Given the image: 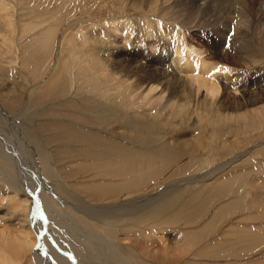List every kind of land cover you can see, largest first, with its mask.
Segmentation results:
<instances>
[{
	"label": "rangeland",
	"instance_id": "374dc122",
	"mask_svg": "<svg viewBox=\"0 0 264 264\" xmlns=\"http://www.w3.org/2000/svg\"><path fill=\"white\" fill-rule=\"evenodd\" d=\"M128 1L0 0V96L9 91L13 97L14 88L25 85L18 86L20 93L13 100L16 109L0 107V148L5 150L0 149V159L7 156L10 161L27 165L30 186L33 191L37 189L34 203V194L13 192L0 176V264H81L86 255L94 253L79 248L86 243V233L73 220L94 233L103 231L112 241H126L132 264L152 263L144 262L130 242L141 241V237L146 243L156 242L161 235L162 246L188 247L177 264L188 258L190 264L209 260H216L213 264H264V100L246 102L264 97V57L240 47L242 56L256 53L257 61L240 60L235 65L237 72L214 75L215 87L203 81V86H198L201 83H197L196 74L186 72L176 56V33L183 36L186 31L191 36L192 24H206L198 39L193 35L195 38L185 40L181 52L183 58L203 60L210 42L221 46L214 31H221V0H186L184 4L179 0H154L152 6L139 7ZM197 1L204 2L198 11L194 8ZM150 18L176 30L168 40L169 47L158 38L150 44L140 35L127 36L124 32L123 24L129 22L134 33L138 20L148 24ZM199 18L208 22H193ZM93 55L96 61H92ZM143 73L166 76L157 86L156 82L144 85L135 77ZM44 84L45 96L24 104L28 95L24 91L30 88L36 93ZM175 84L172 95L161 92L164 86L172 88ZM184 84L190 96L184 89L185 94L182 92ZM3 88L5 92H1ZM66 98L74 99L73 106L71 102L57 105L58 100L62 103ZM85 99L114 117L115 125L125 123L128 133L127 138L111 144L116 149L111 148L112 153L103 161L86 151L90 149L86 137L61 127L43 131L31 124L36 118L66 120L62 112H71L76 101ZM41 102L44 108L59 114H42L37 109ZM237 103L239 106L232 109ZM7 112H22V120L27 122H19ZM235 124L239 129L230 131ZM45 135H57L56 140L48 142ZM28 138L36 142L35 147H45L32 149ZM32 151L41 167L40 178L29 158ZM113 154L124 158H112ZM218 165L222 170L214 176H195ZM129 167L133 170L128 171ZM68 170L74 174L68 175ZM172 171L174 177L165 179ZM122 188L136 193V203L141 202L138 197H148L142 200L141 211L137 210L140 212L132 207V214L122 216L124 226L98 223L72 200L75 194H92L104 202ZM24 220L31 221L32 232L17 228Z\"/></svg>",
	"mask_w": 264,
	"mask_h": 264
},
{
	"label": "bare ground",
	"instance_id": "6f19581e",
	"mask_svg": "<svg viewBox=\"0 0 264 264\" xmlns=\"http://www.w3.org/2000/svg\"><path fill=\"white\" fill-rule=\"evenodd\" d=\"M174 1H178V0H174ZM179 1L182 4L186 3V0H179ZM128 2H130V4H132V6H134V7H139V6H142V5H144V6H147V5L152 6V4H154L156 1L154 2V0H129ZM197 2L199 4L197 6H195L194 8L198 11L200 9V7H201V4H203L204 2H199V1H197ZM177 11H178V8H177ZM144 17H145V14H144ZM199 17H200V15H199ZM143 19L146 20L147 18L146 19L143 18ZM150 19H151V21L148 22V24L144 23L143 22L144 20L141 21L142 23H140V21L138 20L137 21V24H139L138 27H137V24L134 22L135 23V26L137 27V30H136L137 32L134 31V33H133V31H131V29L133 27L130 28V23L129 22L128 23H125L127 21L123 22V23H125V24H123L124 32H128V35L127 36H132V35L133 36H139L140 35V36H142V39L145 40V43H150V44H153V39L154 38L155 39L158 38V40H161V41H163L165 43L166 47H169L170 44H169L168 40L170 38H172L171 37L172 36V33H173V31L175 33L176 30H174V28H171L170 25L166 26L167 28L164 27L162 24L159 23L160 21H157L154 18H150ZM198 20H200V18L199 19H193V22L194 23H197ZM206 21L208 22V20H200L201 23H204ZM145 22H147V21H145ZM112 23L116 24V22H112ZM121 23H122V21H121ZM181 23L184 25V20L183 19H182ZM186 23H188V22H186ZM105 24H107V23H105ZM108 24H111V23H108ZM132 24H133V22H132ZM114 26L115 25H113V27ZM133 26H134V24H133ZM177 27H181V26H177ZM205 27H207L206 24H204L203 27H199L197 25H193L192 24V26L190 27V30L192 32H190V34H193L194 36H197V39H198L201 28H205ZM105 28L104 29L102 28V29L105 30ZM186 28H188V27H186ZM168 29L170 31H167ZM212 30H214V29H212ZM214 31L218 35V40H221V46H217L215 44H212V42H210L209 47L205 49V55H204V58H206V60H208V61H205L204 58H203V60L200 61V60H197V59H195L193 57H187V56H185L183 58L181 56V52L183 50L182 48H183V45H184L185 40H187V39H190L191 40V37L193 35L189 36V33L187 34V33H185L186 32L185 31L184 34H183V36H182V35H180L177 32L176 33L177 39H176V42H175L176 45L178 43V45L176 46V49L178 50V53L176 54V56L177 57L178 56L180 57L179 60L182 63L181 66L184 67V69H186V72L187 71H192L193 74H196V81H197V83H201L203 81L205 84L209 83V86H211V87H215V83H213L214 82V79L216 77V76L214 77L215 74L217 75V73H220V72L225 73L223 71H226V72L227 71L231 72L233 70L236 71V68L237 67H235V65L240 60H242V61L243 60H247V61H251V62L257 61V58L255 57V54L256 53L255 54L254 53H248L247 56L246 55L245 56H242L240 54L241 53L240 52V49L241 48H244V49L245 48H250L253 51L258 52L257 53L258 56L264 57V0H221V31L220 32H219V30L218 31L217 30H214ZM187 32H188V30H187ZM105 36H107V35H105ZM175 44H174V46H175ZM186 52H188V50ZM188 56H189V54H188ZM92 57H93L92 58V61L93 60L96 61V57L94 58V55ZM197 57H199V56H197ZM217 69H219V71H217ZM188 73H191V72H188ZM222 73H220V75ZM227 74H229V73H227ZM137 75L138 74H136L135 77H136V81L139 84L149 85L152 82H156L157 83L156 86L159 85V83L161 82V81H159L160 78L163 79L166 76V74H163V75H160V78H158V77H155V76H152V75L144 74L143 73V74H139V76L140 75L141 76L138 78ZM189 75H191V74H189ZM205 76H206V78H205ZM210 78H211V80H213L212 82L209 81ZM228 78H230V77H228ZM215 82H216V80H215ZM40 84H42V83H40ZM223 84L224 83L222 82V85ZM19 85L21 87H25V85H22V84H19ZM19 85H17V88H14V90H13L14 91L13 97H10L9 96V94H8L9 91L8 90H7L8 92H6V94H4L3 96H0V107L1 106H5L6 108H9V109H16V103H14L13 100H14V97H16L17 95H19V93H20V90L18 89V86ZM48 85H53V84L49 83ZM201 85H202V83L201 84H198V86H201ZM45 86L46 85L44 84L42 87H40V89L36 93L35 92H31L32 89L30 91V88L29 89H26L24 91V93L25 94H28V95L26 96L24 94L25 95V102H24V104H27V102L30 103V102L34 101V99L37 100V99H41L42 97H44L45 96V94H44ZM176 86H177V84L172 85V88H171V86L170 87L164 86L161 89V92H164L165 91V92H167L168 95H172L174 92H176V90H175V87ZM207 86H208V84H207ZM204 87H206V86H204ZM181 88H182V92L184 94H185V91H186L187 96H190L191 95V91L189 90V88L185 84L184 85H181ZM4 89L5 88H3L1 90V92H5ZM183 89L185 91H183ZM31 93H32V96H31ZM222 99L220 97L219 104L221 103ZM85 100H86V102H81V101H78L77 102L76 101L77 106H75V109H73L71 112L70 111L69 112H62L63 115L65 117H67L66 120H63V121H60V120H46V121H44V120H38L39 121L38 122V121H36L37 120V118H36V120L35 119L32 120V123L31 124L32 125H36V127H39L43 131H46L47 129L48 130L49 129H53V128H56L57 129L58 127H61V130L62 129H66L69 132H72V133H75V134H79V135H82V136L86 137V140H87V142H86L87 144L86 145L90 146V149L88 148L89 150H86V151H91V152L95 153L96 155H98L97 159L100 158L103 161L104 160V157H105V159H108L106 157H108L112 153L110 151V149L111 148H114V147L111 144H113V142H115V141H118V140L120 141V140H123V138H127L128 133L126 134V132L124 131V127H125L124 124L125 123L122 124L121 126L119 124H116L115 125L114 124L115 121L113 120L114 117L109 116L108 113L104 112L103 110H101L99 108L96 109L97 104L96 105H93L87 99H85ZM246 100H247L246 102H248L249 104L250 103H253L254 104V103H258L260 101L262 102L264 100V97H259L258 100H256V98L255 99H250V100L246 99ZM48 101H49V99H48ZM73 101H74L73 98H66V101H62V103H59V100H58L57 105H63V104H65V102H71V105H72V102ZM93 102H94V100H93ZM42 104H44V103L41 102L37 106V109H39V111H42V114H55V115L56 114H59V112H55V111L51 110L49 107L44 108V106H42ZM229 105L232 106V102H230ZM22 106L26 110V106L25 105H22ZM238 106H239L238 103L237 104H233V108L232 107L231 108L234 109V108H237ZM40 109H43V110H40ZM102 109H103V107H102ZM32 111H34V110H32ZM26 112H28V111H26ZM7 113L13 119H16L19 122L22 121V123H24V124H25V122H27L26 119L22 120V118H24L23 115H25V114H22V112L21 113L18 112V114L17 113L16 114H13V112L12 113L7 112ZM69 117H71L73 119H69ZM1 124H2V122H1ZM7 124H8V122H7ZM2 126H6V125H3L2 124ZM98 127H101V130H99L100 128L98 129ZM30 128H31V131H34V127L33 126H30ZM238 129H239V126H237L236 124L233 125V126H230V131L238 130ZM2 132H3V130H2ZM37 133H38V131H37ZM28 135H30V133ZM50 135H48V136L45 135L43 138H45L48 142H50L52 140L53 141L56 140V136L57 135H54V137H52L53 135L52 136H50ZM21 137L22 138L25 137L24 136V132H22V136ZM33 138H35V135H34ZM25 140H26V138H24V140H22V141H25ZM27 140H29V142H27V143H30V146H31L32 149H37L38 148V150L40 151V149L42 147L41 146L39 148L40 144H39L38 147H35V145H36L35 143L36 142L35 143L34 142L32 143L31 138H28ZM37 142H38V140H37ZM97 143H99V144L97 145ZM192 143L197 144L198 141L197 140H192ZM79 144H80V142H79ZM43 148L41 150H43ZM0 149H2V148H0ZM84 149H85V147H84ZM115 149L116 148H114V150ZM23 150L27 154V151L24 148H23ZM3 151H5V150H3ZM4 153L5 152H2V155L3 156L4 155H7L6 153L5 154ZM35 155H36L35 154V151H32V155L29 158L31 159V161L34 164V167H35L34 170H36L38 172V176L37 177L40 178L41 177V174H42L41 167L39 166V164H37V162H36V156ZM87 155H89V154H86V156ZM138 155L139 154L137 153L134 156L137 158ZM27 156H29V155L27 154ZM5 157H7V156H5ZM5 157L4 158L1 157V158H3V160L0 159V176H1V179L5 180V182L8 184V187L13 192H16L17 194L19 193L20 190H22L26 195L27 194H30V192L32 194H34L33 195L34 203H36L35 195H36L37 189L35 188L34 191H33V187L30 186V184H31L30 182L32 180L30 181V178H29V168L27 167V165L22 164L19 161L18 162H14L13 159H11V161H10V160H8V158L6 159ZM131 157H132V155H131ZM141 157H144V156L143 155L140 156V159H141ZM112 158H117L118 160H123L124 157L119 156V155L116 156V155L113 154V157ZM141 160H143V159H141ZM229 162H231V161H229ZM31 168H32V166H31ZM92 168H93V166H92ZM131 168L132 167H129L128 168V171L133 170ZM134 168H136V167H134ZM120 170L124 171V169H120ZM221 170H222L221 169V166L218 165L213 170H206V171H204L202 173L200 172V173L196 174L195 176L210 177V176H214L215 174L221 172ZM98 172H100V171H98ZM66 173L67 174L69 173L68 175H70L71 173L74 174L73 171L70 172L69 170ZM98 175H100V174H98ZM174 175L175 174L172 171L171 174L168 175L165 179H168V178L171 179L172 177H174ZM62 181L64 182V180H62ZM102 187H104V185ZM124 189H126V188H122L121 192L117 196H115V194L109 195L108 199L106 201H104V202H100L99 201V198L98 197H94V195H92V194H90V195L89 194H78V197H75V196H77V194H75V195H73V199L72 200H74L75 201L74 203H76L74 205H77L79 208L83 209L84 210L83 212L87 216H89L91 219H94L97 222L100 220L102 222V224H116V225L120 226L121 220H123L122 219V216H126V215H129V214H132V212H130L131 211L130 209L132 207L135 209L134 210L135 212H137V213L140 212L141 211V204L143 203L142 200L148 198V197H145V196H140L138 198H139V200H141V202H137L136 203V199L137 198L136 197H133V196L136 195V193H134L132 191L127 193V192L124 191ZM127 189H128V187H127ZM137 191H139V190H137ZM65 193L67 194V192H65ZM139 193H141V192H139ZM165 198H167V196ZM68 200H69V198H68ZM67 203L70 204L69 202H67ZM67 203H65V204L68 205ZM63 209L66 210L65 208H63ZM138 209H140V211H137ZM135 212L133 214L139 215V214H137ZM67 218L69 219V216H67ZM73 221L80 227V230L83 231L84 235L86 233L85 238L81 237L84 240H86V243L84 242L85 244L79 245V248L81 250H86V251H87L86 248H88L89 251L92 250V252L94 253V255H86L84 257V259L81 261L82 262L81 264H83V262H84V264H132V260L130 261L128 259V258H130V256L128 257V252H129L128 250L129 249L127 248L128 247V243H126V241L125 242L124 241L122 242V239L120 237L119 238L121 239V241H112L109 237L103 235L104 234L103 231L101 232L103 234L94 233L93 231L87 230V229L83 228L82 226H80V224L77 221H75V220H73ZM21 223H22V226L20 227L21 224H19V225L17 224L18 225L17 228H19V229L21 228V230L27 229L28 230L27 231L28 233H30V231L32 232V229H31V221L30 220H24V222H21ZM67 224H70V223L67 222ZM121 224L123 225V223H121ZM64 225L66 226V224H64ZM125 225H127V224H125ZM15 226H16V224H15ZM33 226L34 227H37V224L33 223ZM47 226H49V225H47ZM19 229H18V231H19ZM37 231H38V227H37ZM20 232H22V231H20ZM76 232H78V231H76ZM28 233H27V235H28ZM71 233H72V231H71ZM32 234L33 233H31V235ZM25 235L26 234H24V236ZM77 235H79V234H77ZM79 236H78V238H79ZM4 237H3V239H4ZM72 237H73V235H72ZM161 237H162V235H161ZM161 237H157V241L156 242H154V240H155L154 239L150 243H146L144 241L145 239L142 240L144 237L143 238L141 237L140 238L141 241H138V242H136V241L130 242L129 245H134V247L139 251V254L142 257V259H144V262L146 261L147 263L150 262L152 264H177V262L180 261L181 257H183L188 252V250H187L188 247L186 248V247L181 246V247H177L176 248L174 245H169V244L166 245V246H162L163 245V240L161 239ZM20 240L22 241V239H20ZM26 240H27V238H26ZM130 241H132V240H130ZM16 242H17V240H16ZM79 243H81L80 240H79ZM14 245L15 244H13V246ZM20 247L21 246H19V248ZM16 248H18V247H16ZM14 251H15V249H14ZM130 255H131V253H130ZM195 256H197V255H195ZM186 257H187V255H186ZM194 260H199V259L196 258ZM190 261H191V259L188 258V259L182 260L179 263L180 264H190L189 263ZM204 262H205V264L208 263V262L213 264V263L216 262V260L214 262L212 260L204 261ZM217 264H220V261L217 262Z\"/></svg>",
	"mask_w": 264,
	"mask_h": 264
},
{
	"label": "snow or ice",
	"instance_id": "6c2138e0",
	"mask_svg": "<svg viewBox=\"0 0 264 264\" xmlns=\"http://www.w3.org/2000/svg\"><path fill=\"white\" fill-rule=\"evenodd\" d=\"M217 71H219V69H217Z\"/></svg>",
	"mask_w": 264,
	"mask_h": 264
}]
</instances>
